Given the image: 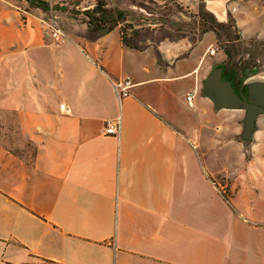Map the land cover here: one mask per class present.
Wrapping results in <instances>:
<instances>
[{"label":"crops","instance_id":"0c3cea01","mask_svg":"<svg viewBox=\"0 0 264 264\" xmlns=\"http://www.w3.org/2000/svg\"><path fill=\"white\" fill-rule=\"evenodd\" d=\"M43 1L0 0V129L33 145L21 155L0 131V264H264V114L247 150L196 127L204 80L226 57L216 32L133 42L154 25L145 14L128 45L123 22L97 29L57 8L69 0ZM152 1L230 16L245 43L264 41L263 0ZM51 16L68 36L59 46ZM250 67L227 73L243 85ZM127 77L132 96L119 100L111 79Z\"/></svg>","mask_w":264,"mask_h":264},{"label":"rangeland","instance_id":"374dc122","mask_svg":"<svg viewBox=\"0 0 264 264\" xmlns=\"http://www.w3.org/2000/svg\"><path fill=\"white\" fill-rule=\"evenodd\" d=\"M81 0H69V4L71 5V8L69 6L60 5L57 4V8H65L70 10V14L73 16H76L79 20H86L85 17H80L87 15L78 9L76 7V4L80 2ZM104 7L108 10L109 16L112 18V22H123L122 28L126 30L127 28H130L134 25H141L145 24L146 22L141 20L142 17L147 14L150 15L146 18H151V22H153L154 25L147 26L144 28L136 29V37L135 41L137 42L139 40H143L145 38H161L165 37L167 35L179 36L182 33H195V37H198L199 34L203 31L204 27L210 24L213 20H217L221 22L215 14L212 12L207 11L203 8L201 10V15L205 17L208 20V24L204 25L201 22V16L198 14H194L193 12H190L188 9H183L180 6H163L155 4L152 0H100ZM90 3H97V0H87L84 2L85 5H90ZM136 7H132V6ZM133 8V9H131ZM183 12L188 17H191V19L188 21H184V19L181 18L180 15L174 14V12ZM143 14V15H140ZM146 16V15H145ZM125 18V19H124ZM132 21L131 23H124L126 19ZM232 21V18L229 16V19ZM221 32V31H220ZM231 33L233 37L240 36L239 40H235L233 42H227L226 38L223 36V31L221 34V39L218 40V47L220 50V55L223 54L226 55L224 52L222 46H231L233 53L235 55L234 61L238 62L241 67L244 66H251L248 70L254 69L256 72H254V77L248 78L246 83H243L242 86H244V90H246L247 83L253 82L258 78L259 72L264 69V41H256L254 39L248 41L245 43L242 38L240 31L238 29L232 28ZM250 44L254 45L256 44L255 48H252ZM255 55H259L260 58L255 57ZM219 57V55H216ZM231 60L227 57L224 59H217L214 60L212 63V69L220 64H225L227 66H230ZM256 73V74H255ZM200 94L204 96L203 88L200 91ZM208 100V99H207ZM210 102V105L203 104L200 107V110L202 111L203 115L205 116L203 123H197L196 127L201 128L203 131L209 132L212 137L218 136L217 134L222 132V136H226V138L222 139V144H227V147H236V146H243V149L246 148V150L249 148V145L246 146L243 144L241 134L243 131V118L245 116V110H230V109H216L214 103L211 100H208ZM9 119V118H8ZM10 125V123H9ZM3 131L2 135L4 136L6 133L5 131H8V126L3 127V129H0V131ZM10 135V133H7V136ZM3 138L4 143L8 145L9 147H13L12 149L16 150L17 153L21 155H27L31 154L32 152V146L31 144L25 139L22 138L21 135L19 138H14V135L9 137ZM216 186H220L216 183Z\"/></svg>","mask_w":264,"mask_h":264},{"label":"water","instance_id":"95a60500","mask_svg":"<svg viewBox=\"0 0 264 264\" xmlns=\"http://www.w3.org/2000/svg\"><path fill=\"white\" fill-rule=\"evenodd\" d=\"M223 71L224 66H216L210 71L203 83V93L217 109L245 110L241 138L244 142H250L256 130L257 118L264 114V81L248 83L247 94H243L236 91L231 80L224 78Z\"/></svg>","mask_w":264,"mask_h":264},{"label":"trees","instance_id":"16d2710c","mask_svg":"<svg viewBox=\"0 0 264 264\" xmlns=\"http://www.w3.org/2000/svg\"><path fill=\"white\" fill-rule=\"evenodd\" d=\"M27 1L45 10L49 8L48 3L43 0H27ZM84 13L88 17L89 25L95 26L97 29L111 30L117 25V21L112 22V18L109 16L108 10L104 7L103 3L100 0H97L96 5L92 9H87L84 11ZM200 16H201V22L204 25H207L208 20L205 17H203L201 13ZM232 28L238 29L233 19L232 21L229 20L228 22H219L217 20H213L210 24L204 27L202 32L213 30L216 32L218 40H220L221 39L220 33L223 31L222 37L224 36L226 38V41L230 43L240 39V36L235 38L233 37L231 33ZM122 31H123L124 42L128 45H132L131 41L126 37L125 30L123 28ZM222 48L226 53L227 57L232 61L231 64L235 67H239L240 66L239 63L234 61L235 55L233 53L231 46H222ZM218 66H221V64ZM240 85L241 84H239L238 82V86ZM224 197L227 201H229V198L226 195H224Z\"/></svg>","mask_w":264,"mask_h":264},{"label":"built area","instance_id":"2783aa9c","mask_svg":"<svg viewBox=\"0 0 264 264\" xmlns=\"http://www.w3.org/2000/svg\"><path fill=\"white\" fill-rule=\"evenodd\" d=\"M264 1V0H263ZM231 11H235L236 7H233L230 9ZM49 35L53 39V43L56 46H59L63 43H65L68 40V36L60 22V20L55 17L51 16L50 17V22H49ZM217 51V48H210L209 54L214 55ZM112 85L117 93V96L119 100H122L126 97L132 96L131 88H132V80L131 78H123L119 80H112ZM195 95V91L191 92L188 96L187 99L189 102H192L193 98ZM61 109H64L66 112L69 111V108H65L64 104L60 105ZM121 131V118H116L114 120H109L106 122V127H105V132L107 134H113V135H119Z\"/></svg>","mask_w":264,"mask_h":264},{"label":"flooded vegetation","instance_id":"af4514ba","mask_svg":"<svg viewBox=\"0 0 264 264\" xmlns=\"http://www.w3.org/2000/svg\"><path fill=\"white\" fill-rule=\"evenodd\" d=\"M221 66H224V71H223L224 78L232 81V84L235 87L236 91L239 93L247 94V89L244 90V86H242V85L238 86L237 81L232 76L228 75L227 66L225 64H223V65L221 64Z\"/></svg>","mask_w":264,"mask_h":264}]
</instances>
